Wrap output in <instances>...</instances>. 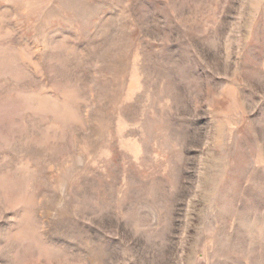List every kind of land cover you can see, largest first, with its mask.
I'll list each match as a JSON object with an SVG mask.
<instances>
[{"label":"rangeland","instance_id":"rangeland-1","mask_svg":"<svg viewBox=\"0 0 264 264\" xmlns=\"http://www.w3.org/2000/svg\"><path fill=\"white\" fill-rule=\"evenodd\" d=\"M0 264H264V0H0Z\"/></svg>","mask_w":264,"mask_h":264}]
</instances>
